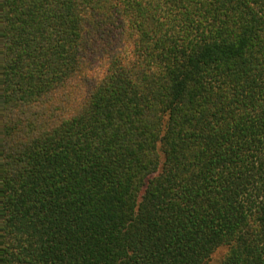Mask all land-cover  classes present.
<instances>
[{"label":"trees","instance_id":"1","mask_svg":"<svg viewBox=\"0 0 264 264\" xmlns=\"http://www.w3.org/2000/svg\"><path fill=\"white\" fill-rule=\"evenodd\" d=\"M0 264H264V0H0Z\"/></svg>","mask_w":264,"mask_h":264},{"label":"rangeland","instance_id":"2","mask_svg":"<svg viewBox=\"0 0 264 264\" xmlns=\"http://www.w3.org/2000/svg\"><path fill=\"white\" fill-rule=\"evenodd\" d=\"M77 98H78V100H81V98L83 99V95H82V93H77V96H76ZM75 103L76 104H79L78 103V101H77V99H76V101H75ZM226 248H222L221 250H220V252L216 255V257H215V262H219V260H221V258H223V256H225V253H226Z\"/></svg>","mask_w":264,"mask_h":264}]
</instances>
